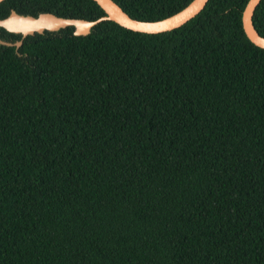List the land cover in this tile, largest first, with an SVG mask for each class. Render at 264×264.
<instances>
[{
	"label": "trees",
	"instance_id": "1",
	"mask_svg": "<svg viewBox=\"0 0 264 264\" xmlns=\"http://www.w3.org/2000/svg\"><path fill=\"white\" fill-rule=\"evenodd\" d=\"M157 21L192 0H113ZM248 0L0 45V264H264V49ZM94 21L92 0H4ZM253 25L264 37V0ZM0 39L21 35L0 28Z\"/></svg>",
	"mask_w": 264,
	"mask_h": 264
},
{
	"label": "water",
	"instance_id": "2",
	"mask_svg": "<svg viewBox=\"0 0 264 264\" xmlns=\"http://www.w3.org/2000/svg\"><path fill=\"white\" fill-rule=\"evenodd\" d=\"M4 0H0V3ZM104 12V16L88 21L79 18H64L52 13H40L37 16L21 15L15 11L0 19V28L9 33L21 35V40L9 42L0 39V45L14 47L22 45L23 39L35 34L57 32L68 27L73 28L74 36H87L92 28L103 21H112L119 26L138 33L159 34L177 29L196 17L209 0H192L180 11L157 21H141L131 18L113 0H92ZM261 0H248L241 15L242 30L246 38L256 47L264 49V37L260 36L253 25V15Z\"/></svg>",
	"mask_w": 264,
	"mask_h": 264
}]
</instances>
